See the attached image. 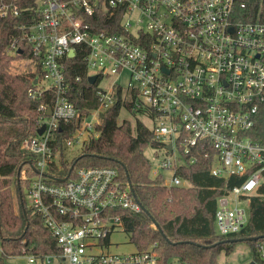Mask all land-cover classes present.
Masks as SVG:
<instances>
[{
  "label": "built area",
  "instance_id": "obj_1",
  "mask_svg": "<svg viewBox=\"0 0 264 264\" xmlns=\"http://www.w3.org/2000/svg\"><path fill=\"white\" fill-rule=\"evenodd\" d=\"M7 18L21 22L6 53L27 67H41L28 96L53 98L51 105L38 107L37 130L44 126L43 133L22 143L34 158L35 175L23 171L21 178L30 180L29 207L41 216L59 252L29 253L30 263L159 264L156 245L132 254L109 252L112 232L125 230L122 212L141 211L116 168L83 167L59 184L48 182L60 176L50 172L61 159L55 132L80 115L65 67L78 52L88 78L96 76L100 106L65 138L64 157L83 132L98 136L99 113L114 103L119 89L122 109L149 120L158 143L152 149L164 155L151 162L150 177L163 175L168 188L190 186L177 172L201 159L212 161L217 178L248 175L219 199L215 216L219 235L247 225L250 197L264 170V145L250 133L264 107V22L239 21L236 0H0V24ZM123 73L126 89L118 82L101 86ZM255 249L259 260L253 263L264 264V241Z\"/></svg>",
  "mask_w": 264,
  "mask_h": 264
},
{
  "label": "trees",
  "instance_id": "obj_2",
  "mask_svg": "<svg viewBox=\"0 0 264 264\" xmlns=\"http://www.w3.org/2000/svg\"><path fill=\"white\" fill-rule=\"evenodd\" d=\"M236 14L239 21L264 22V0H236ZM20 22L19 18H7L0 24V264L29 253L45 256L59 252L43 219L27 204L30 180L21 178L23 171L29 177L35 175L34 158L22 149V143L36 135L40 104L51 105L53 98L49 94L32 100L28 91L41 72L40 65L35 69L20 68L15 65L19 58L6 53ZM83 57L78 52L66 62L71 100L79 106L80 115L55 132L54 150L61 151V159L60 165H53L50 172L60 176L48 182L59 184V179L73 177L83 167H114L141 206L138 213L122 212L125 231L137 250L144 252L156 245L159 264H172L173 260L181 264H219L221 253L230 255L240 242L238 239H242L251 246V262H257L255 245L264 241V170L262 182L250 197L247 225L238 233L219 235L215 229L219 199L248 175L217 178L211 173L212 161L201 159L177 172L190 186L168 188L163 175L152 179V163L145 150L158 143L141 120L136 119L134 125L129 120L119 123L123 105L119 89L114 103L99 113L100 123L95 125L98 136L90 139L78 157L65 159V138L75 132L84 116L100 106L97 84L89 83ZM79 76L81 80L77 82ZM250 133L254 141L264 145V107ZM13 186L19 210L15 207Z\"/></svg>",
  "mask_w": 264,
  "mask_h": 264
},
{
  "label": "rangeland",
  "instance_id": "obj_3",
  "mask_svg": "<svg viewBox=\"0 0 264 264\" xmlns=\"http://www.w3.org/2000/svg\"><path fill=\"white\" fill-rule=\"evenodd\" d=\"M15 65H18L23 69H33L34 64L29 63V66H26V62L19 59ZM114 82H118L127 88V74L123 73L121 76L112 75L107 79L102 81L101 86L105 89L109 88L110 85ZM136 119L143 121L146 126L151 127L150 122L145 117L142 118L140 115L129 114L125 109L121 110L120 117L118 119L119 123H122L124 120H129L133 125L136 122ZM90 140V135L88 132H83L82 136L79 138V143L75 144L72 147H69L65 153V158L67 160H72L78 157L81 154V151L84 145ZM145 154L147 158L152 163H158V159L163 158L164 155L161 152H154L152 148H148L145 150ZM171 174H167V183L170 184ZM14 194V201L16 210H19V202L17 199L15 187H12ZM28 206L30 205V201L27 200ZM247 207V206H246ZM217 231V228L215 226ZM110 247L109 252L113 254H132L137 251V247L134 243L130 241V235L123 229L117 228L116 231L112 232L110 236ZM252 249L249 243L240 241L236 244L234 251L230 255H226L224 252L218 257L219 264H250L252 261ZM1 255V249H0ZM8 264H43V263H30L28 261V255H21L11 257L7 261ZM57 264V263H51ZM172 264H181L177 260H173Z\"/></svg>",
  "mask_w": 264,
  "mask_h": 264
},
{
  "label": "water",
  "instance_id": "obj_4",
  "mask_svg": "<svg viewBox=\"0 0 264 264\" xmlns=\"http://www.w3.org/2000/svg\"><path fill=\"white\" fill-rule=\"evenodd\" d=\"M73 52H70V55L71 56H73ZM88 81H89V83L90 84H94L95 82H96V76H91V77H89L88 78ZM37 84V80H35L34 81V85H36ZM48 114L50 115L51 114V112H50V110L48 111ZM43 131H44V126H42L41 128H39L38 130H37V133L40 135V134H42L43 133ZM169 149H171V147H169ZM239 241H242V239H238ZM233 241H236V240H233ZM250 264H254L253 262H251Z\"/></svg>",
  "mask_w": 264,
  "mask_h": 264
}]
</instances>
